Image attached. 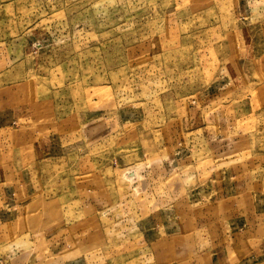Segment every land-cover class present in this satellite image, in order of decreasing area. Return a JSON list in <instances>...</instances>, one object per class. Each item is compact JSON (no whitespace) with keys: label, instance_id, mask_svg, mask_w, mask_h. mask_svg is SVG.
Instances as JSON below:
<instances>
[{"label":"rangeland","instance_id":"374dc122","mask_svg":"<svg viewBox=\"0 0 264 264\" xmlns=\"http://www.w3.org/2000/svg\"><path fill=\"white\" fill-rule=\"evenodd\" d=\"M258 25L264 30V0H0V123L8 117L19 133L13 139L28 137L14 117L34 111L24 121L48 148L37 196L57 197L62 229L92 232L80 247L88 264L95 254L100 264H201L200 240L216 218L208 189L226 168L248 161L251 182L264 191V77L224 79L234 76L224 60L245 48L239 29L264 50V33L253 36ZM252 53L251 46L244 54ZM252 60V69L263 67L261 57ZM86 119L105 127L88 134ZM10 130L0 125V165L13 154ZM165 144L177 164L159 159ZM79 170L101 180L103 214L92 205L81 211ZM190 194L195 220L185 235L193 238L179 242L187 226L170 219V232L181 235L157 256L135 223L167 205L180 213ZM35 211L6 226L0 216V264H68L71 242L59 239L58 255L48 254L34 233Z\"/></svg>","mask_w":264,"mask_h":264},{"label":"crops","instance_id":"0c3cea01","mask_svg":"<svg viewBox=\"0 0 264 264\" xmlns=\"http://www.w3.org/2000/svg\"><path fill=\"white\" fill-rule=\"evenodd\" d=\"M261 27L262 25H258L256 26V29L252 30L253 36L257 33L258 28L264 33V30H262ZM239 30L242 37V45L245 47L239 48V50L243 53H240L238 57H234L233 59L228 58L224 60L225 63L229 62L234 74V76L227 75L224 77V79H227V82L230 81L231 84L233 83L232 80H237L238 78L243 81L244 76L264 77L261 75L262 73L264 74V50L258 46L259 38L257 36L254 37L255 40L257 39V42L255 43L253 42L255 40L250 43L249 38H246L247 42H245L242 29ZM230 44V47L233 46L234 48L235 44ZM251 46L252 48L254 47L255 60L257 59L258 61V58L261 57L263 61V67H258V69L255 70L252 69L251 66L254 62L252 60L254 58L253 53L252 59L244 54L246 48ZM256 79L257 81L259 80L258 78ZM199 95L201 96L200 93H197V96L192 99L196 105H198L200 101ZM213 99L214 97L208 99V102L212 103ZM12 111L15 110L12 108L11 112ZM26 113L33 116L34 111L18 112L16 110L14 118L20 122L18 123V126L21 129L20 133H31L28 137L23 138L21 134L22 138H16L14 140L13 137L19 136V133L14 134L17 132H14L15 129L10 126L11 123L9 122L11 119L9 120L8 117H5L0 123L1 127H11L10 141L12 145L11 153H13L10 162H2L0 165V216L3 218L2 223L6 226L12 219H20V215L28 208L35 207L34 233L38 234V238L42 240L44 244L48 242L50 249L47 248L46 252L51 254V256L56 257L60 248H57L59 245H55V243L59 239V241H65V245L70 241L71 248L74 250L68 258H64L65 262L68 264H88L89 262H87L85 255L87 253L85 250H81L80 247H82L85 242L82 239L90 236L92 232L89 230L87 231V227H85V230L81 227L79 233L84 232L86 234V237L83 238L81 237V234L74 236L75 234L70 233L68 227H63L62 229L61 225L66 224L65 220L67 219H62L63 215L60 214L57 203L53 200L57 199V197L51 196L53 199L50 198L47 200L37 196L42 192H45L44 183L42 182V161L48 157H40V155H43V153L40 154V152L44 150L43 148L45 147H39L35 134H32L35 132V123H27L24 121ZM136 121L126 120L127 123H136ZM81 125L83 129H87V132H89L88 134L92 133L93 135L99 133L98 128L105 127L103 124L98 125V122L92 120L89 121L88 119L84 120ZM26 130L30 131L28 132ZM87 132L85 131V133ZM86 139H88V137L85 135V140ZM46 140L52 139L48 137ZM21 147L25 150L27 149L25 154L27 158L24 157V161L20 153ZM149 147L153 148L151 146ZM167 147L168 145L165 144L158 148V152L160 153L158 155L159 159L162 162H167L169 164L173 161L177 164L180 159L176 157L177 155L171 157ZM47 150L48 148H45L44 154ZM63 156L66 157L67 155L63 154ZM250 164L251 163L249 162V165ZM239 166L240 167H237V165H231L228 168L225 167L227 170L223 169V171H225L220 175L221 181L215 182L213 187L208 189L214 198L212 208L216 218L208 222V231L206 228L205 237L200 240V246L202 247L201 249H198V252H200L197 253L196 257L199 258L197 262H200L201 264H264V191L259 184H253L251 182V177L248 174V172H251V170L248 169V161L246 163L244 161L239 163ZM68 169L71 170V167H68ZM79 171L80 174L78 180H80V182L78 183V191L80 192L79 201L81 211H83V208H91L93 206V208L99 213V211H101L99 209L105 205V202L108 199L104 194L99 195V193L102 192L101 180L99 178V180H96L91 175H87L89 171ZM243 171H247V173L242 174ZM184 175L187 177L194 175V173L189 174L187 172ZM212 179L214 181L217 178H210V180ZM88 195L91 196L90 198H94L95 201L88 202L89 200L86 199ZM190 195L192 200L187 199L183 207L181 205L182 209L179 210L180 213H177L176 208L172 207V205L170 208H175V213L174 209L173 211H169L167 205L166 207H159V209L146 213L141 217V220H138L135 223V228L142 233L141 241L146 247H151L157 256L158 251L169 249V243L171 241H177L174 234L178 230H181L176 229L175 232H170L173 230L172 226L167 227L168 223H170V225L172 223V221H169L170 219L176 224H179V220H181V225L184 223L186 224L187 229L182 228L183 235L193 230L195 219L193 216L194 207L192 203L195 202L193 201L194 197H192V194ZM50 200L52 203H50ZM189 201H191V203H189ZM164 211H168L169 214L167 212L163 213ZM101 213L103 214L102 211ZM60 228L62 229L60 230L62 234L59 233ZM112 228L114 229V227ZM95 231L96 233L100 232L98 229ZM71 232L75 231L71 230ZM176 234L181 235L179 232ZM188 236L185 235L181 240L178 238L179 242L193 238V236ZM78 239L80 242H78ZM61 246H63V243H61ZM95 256L97 262L93 264H100L98 262L101 258L100 255L95 254ZM158 261L159 259L156 264H165ZM34 264L47 263H40L35 259Z\"/></svg>","mask_w":264,"mask_h":264}]
</instances>
